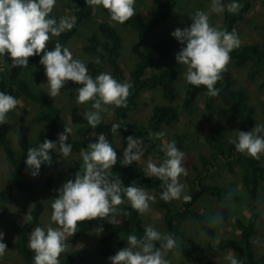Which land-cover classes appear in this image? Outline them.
I'll return each mask as SVG.
<instances>
[{"label": "trees", "instance_id": "1", "mask_svg": "<svg viewBox=\"0 0 264 264\" xmlns=\"http://www.w3.org/2000/svg\"><path fill=\"white\" fill-rule=\"evenodd\" d=\"M66 1L70 17H77L76 23L70 31H65L59 37L49 40L47 43L49 50L55 47L57 41L68 48L70 41L79 34L82 26L94 19V7L88 5L87 0ZM180 1L182 0H155L159 9L155 16L145 18L136 12V15L123 24L118 23L137 32V40L132 46L133 52L137 55V61L134 68L130 70V80L127 79L120 62L124 39L122 29L107 20H101L97 23V31L89 34L88 44L84 46L85 52L98 55L99 57V60L84 62L89 74L95 78L100 73L106 72L105 66H108L114 78L120 82L127 81L131 84L130 94L127 97L126 105L120 107L114 105L116 118L111 121L102 120L101 124L95 129L91 128L84 116V113L91 109H84L82 112H73L71 114L73 121L80 126L81 132L95 133V136L97 133L102 132L112 145L118 133L121 135L123 142L127 140L130 134L138 135L146 145V151L156 156V164L162 162L166 157L161 150V145L164 143L154 134L160 133L164 127L173 126L181 121L182 118H185V124L190 125V122L194 121V116L198 110L200 96H203L207 110L214 109L215 104L220 102L224 105L226 119L238 122V131L234 138L238 135L239 130L250 131L256 124L264 125V121L256 119V106L249 100L246 89L244 87H235L233 74L228 68L225 67L220 73L221 78L215 85L219 89L217 95H209L208 89L204 85L197 87L187 83L182 97L178 93L177 82L180 79V68L178 66L171 65L167 69L154 70L158 60L175 59L178 51L184 46L170 35L151 36L160 26H171L174 23L176 19L175 9ZM252 1L238 0L240 8L236 13H231L225 8L223 21L218 29L234 32L238 23L245 19L246 14L252 8ZM230 2L231 0H223L226 5ZM199 9L201 8L193 6L190 10H186L185 20L189 24L192 23L190 16ZM102 10L110 17L107 9L102 7ZM230 57V60L236 66H244L251 63L249 70V75L251 76H256L260 71L264 72V51L257 43L240 42V46L230 52ZM1 61L0 59V91L9 92L18 101L23 99L40 105L41 109L32 120L42 125L40 133L34 141L26 133H19L18 149L14 148L7 128L0 125V144L6 159L12 164V171L0 189V221L7 214V207L13 199L15 188L27 191L33 189L32 182L24 177L28 166L25 163L28 149L30 147H38L45 139L58 140V131L62 118V107L60 105L59 107L46 93L36 89L25 74L17 70L14 71L7 63L5 64V60ZM36 62H40V55L29 57L27 66ZM19 67L23 68V66ZM259 86L264 89V79ZM79 87L80 85L77 83L68 81L61 90L68 92L70 96L77 97ZM144 90L160 91V101H154L151 115L146 123L131 121L129 119V110L136 105ZM114 123L120 125L116 133L112 131ZM95 136L68 139L67 142L72 144V153L79 154V157L68 168L69 173L76 175L78 172H82L83 161L80 156V150L82 148L86 149L88 143L96 139ZM186 138V132H174L167 143L175 141L176 146L182 151L185 148ZM204 139L212 149L211 153L209 155H199L200 164L194 165L195 173L192 178V188L188 193L191 199L188 201L184 200L178 206L173 203L174 199L166 202L160 198L161 192L166 188L164 181L155 176H145L144 173L138 170L135 161L131 165L123 166L118 159L117 163L111 167L110 178L121 179L123 187L135 184L137 187L152 188L159 194L157 206L164 210L167 234L173 235L177 240L176 247L168 251H178L185 255L186 258H190L192 255L205 254L208 251L205 246H192L185 242L183 240L185 236L183 228L186 219L193 217L208 236L216 235V229L211 226L208 216L197 208L206 196H210L218 201V209L222 219L225 222L234 219V223L240 231L238 237H221L217 247L222 250L232 249L237 251L241 264H264V255L257 258L253 250V238L259 232L260 214L256 203L261 199V190L263 188L264 158L259 155L257 159L246 152H239L235 145L229 142L230 140L226 134L218 128H214L210 134H205ZM219 161L227 163L230 170L235 165L240 167L242 185L251 203H253L249 217H235L234 215V206L241 198L239 195L233 193L228 187L207 181L209 172L218 166ZM41 170L47 178L46 187H50L55 180V176L49 164H43ZM126 200L127 198L116 206L117 215L125 220L124 226L116 221L110 223L107 218L85 220L77 225L76 235L78 237L87 232L95 231L99 226L103 227L101 236V242L103 243L102 253L106 259L126 247L129 235H137L138 237L144 235L146 226L142 214ZM44 209V202L37 200L25 222L21 223L17 219L12 220L11 226L16 234V240L4 241L8 246L6 249L17 250L31 264H34L35 253L29 248L28 240L33 229L40 223ZM156 246L159 247L160 242H156ZM80 262H86L84 250L81 248L71 251L61 264H79ZM0 264L7 263L0 262ZM205 264L217 263L209 259Z\"/></svg>", "mask_w": 264, "mask_h": 264}, {"label": "clouds", "instance_id": "2", "mask_svg": "<svg viewBox=\"0 0 264 264\" xmlns=\"http://www.w3.org/2000/svg\"><path fill=\"white\" fill-rule=\"evenodd\" d=\"M136 0H87L88 5L101 6L109 11L110 19L123 24L136 15ZM57 0H0V56L11 59V67L29 64V57L40 55V64L44 66L47 77L49 96L55 98L64 84L72 81L80 85L77 104L91 101V108L84 113L88 124L95 129L102 122L101 112L105 105L124 106L127 103L131 84L120 82L111 73L102 72L93 78L86 64L59 41L53 49L47 48L48 41L70 31L77 17L61 16L57 19L51 15ZM236 13L240 5L238 0H231L225 5L223 0H212V10L217 13L225 11ZM192 23L183 29L176 28L171 35L183 46L176 55L178 63L186 66L184 77L187 83L199 87L204 85L208 94L215 96L219 89L215 87L221 78L220 73L230 61V52L240 46V39L235 32H227L210 24L209 14L197 10L191 16ZM42 53V55H41ZM18 99L7 91H0V124L6 121V115L17 107ZM120 128L112 125L113 133ZM72 129L65 126L58 134V140L45 139L38 147H30L25 163L32 176H38L41 166L51 163L49 150H55L62 158L72 153V144L68 143ZM264 125L256 124L250 131L239 130L238 135L229 142L241 153L259 158L264 153ZM156 137L163 133H155ZM91 140L86 149L80 150L83 166L82 172L69 179L58 189V195L52 199L51 221L58 227L46 229L37 226L31 232L28 246L35 253L34 264H61L59 257L67 251V239L77 232L79 222L93 219H105L111 223L116 219L117 205L125 198L131 206L143 214L150 208V201L155 196L135 184L122 186L121 179H113L110 169L117 163L118 156L112 143L100 132ZM128 145L124 149L120 163L123 166L139 162L145 155L142 138L128 136ZM161 150L165 159L159 164L147 159L142 168L147 177L155 176L164 181L166 188L160 194L164 201L180 199L188 201L191 197L183 193L184 185L179 177L187 175L183 165L184 152L175 141L162 144ZM111 214V215H110ZM96 233L103 232V227L96 228ZM5 233L0 231V255H3L7 244ZM128 246L109 257L111 264H169L164 253L177 245L171 234L162 233L153 226H146L144 235H129ZM160 242V246H156ZM225 259L229 264H241V261L228 254Z\"/></svg>", "mask_w": 264, "mask_h": 264}, {"label": "rangeland", "instance_id": "3", "mask_svg": "<svg viewBox=\"0 0 264 264\" xmlns=\"http://www.w3.org/2000/svg\"><path fill=\"white\" fill-rule=\"evenodd\" d=\"M66 2V0H57L51 15L55 16L57 19L61 16L70 17V11L66 6ZM193 6H198L201 8L199 10H203L209 14L210 24L218 28L222 23L224 12H214L212 10V0H182L175 9L176 19L174 23H172L171 26H160L151 36H172L171 33L176 28L183 29L190 26L188 21L185 20V15L186 10H190ZM135 8L136 12L145 18H151L159 11L155 0H136ZM94 12V19L83 25L79 34L70 41L68 48L73 53V58L80 59L85 63L90 60H99L98 55L85 52L84 46L88 44L89 34L97 31V23L101 20H107L120 27L124 34L120 62L123 66L127 79L130 80V70L134 68L137 61V55L132 50V46L137 40V32L112 21L110 17L103 12L101 6H95ZM234 32L239 37L240 42L257 43L264 51L263 0L252 1V8L249 13L246 14L245 19L238 23ZM0 59L2 60L1 62L5 60V64L7 63V65L11 67V59H8L7 55L0 56ZM171 65H175V67L178 66L180 68V79L178 80L177 85L178 93L180 97H182L185 91V86L187 85L184 77L186 66L178 63L176 58L173 60L160 59L158 60L154 70L167 69ZM250 66L251 63L244 66H236L230 60L226 65V68H228L233 74L235 87H244L249 95V100L255 104L256 119L258 118L259 120L264 121V89H261L259 86L260 82L264 79V72L260 71L256 76H251L249 75ZM11 68L14 71L17 70L25 74L36 89H39L48 95V85L46 83L47 77L44 72V66L41 65L40 62H36L26 68H21L19 66ZM105 69L107 73H111L108 66H105ZM49 97L52 98L58 106L60 105L62 107V118L58 134L64 131L66 126L72 129L71 135L69 134V139L95 136V133L87 131L81 132L80 126L73 121L71 116L73 112H82L84 109L94 110L91 108V102L77 104V97L70 96L68 92L63 90H61L60 94L55 98L51 96ZM138 99L139 100L136 102V105L129 110V119L135 122L146 123L151 115V108L155 103L154 101H160V91L152 92L144 90ZM104 107L106 110L101 112L102 120L111 121L115 119L116 115L114 105H105ZM40 109V105L20 99L17 107L7 113L6 121L0 124L2 127L7 128L8 135L15 149L19 148V133H26L32 141L38 137L42 124L34 122L32 118ZM214 128L222 130L226 134L227 138L231 140L238 131V122L226 119L224 105L220 102L215 104L214 109L207 110L204 98L203 96H200L198 100V110L194 116V121L190 122V125L185 124V118H182L181 121L175 123L173 126L164 127V129L160 132L163 133V136H160L159 138L164 144L168 142L174 132L187 133L185 148L182 150L184 152L183 165L187 169V175L182 174L179 177V181L184 185V194L188 195L192 188V178L195 173L194 165L200 164L199 155H209L211 153L212 149L205 141L204 135L207 133L210 134ZM129 136L141 138L136 134H130ZM127 145L128 140L123 142L121 135L119 133L116 134L113 147L117 152L119 160L123 158L124 149ZM142 146L144 148L145 155L139 162H135L137 163L138 170L143 173L142 168L146 166L147 159L151 158L154 163H157V158L154 154L146 151V145L144 142ZM49 151L52 157V162L48 164L55 176V180L50 187H46L47 178L44 172L40 169L38 176H32L31 170L27 166L24 177L32 182L33 189L27 191L15 188L13 199L7 207V214L3 216L0 221V231L5 233L4 241L16 240V234L11 226L12 220L17 219L21 223L25 222L37 200L43 201L45 205L40 223L37 226L44 227L45 229L48 226L53 228L58 227L55 222L51 221L52 199L58 195V189L64 182L69 179H75V174L69 173L68 168L73 161L79 157V154L72 153L69 157L62 158L55 150ZM260 155L264 158V153H261ZM11 171L12 164L6 159L2 145L0 144V189L2 188L3 182L9 177ZM241 177L242 171L238 165H235L232 170H230L227 163L219 161L218 166L213 171L209 172L207 181L228 187L233 193L239 195L241 198L234 206V215L235 217H249L251 215L253 203H251V200L247 196L241 182ZM262 186L261 199L256 203L258 207L257 210L260 214L259 232L253 238V250L257 258L264 255V182L262 183ZM144 189L155 196V200L149 202V210L142 214L145 226H153L162 233L167 234L168 230L164 219V210L157 206L159 194L152 188ZM126 201L131 203L128 200ZM181 202H184L182 197L180 199L173 200L175 206L180 205ZM197 208L199 211L208 216L211 226L216 229V235L208 236L201 229L199 223L193 217H189L184 223L183 230L185 236L183 240L192 246H205L208 248V251L205 254L192 255L190 258H186L185 255L178 251H168L164 255L169 261V264H205L209 259L214 260L217 264H229V261L225 259L228 254H232L240 260L237 251L232 249L222 250L217 247V243L221 237L239 236L240 231L237 229L234 219L225 222L220 215L218 201L210 196H206ZM115 215L116 219L114 221L124 226V218L117 215V213ZM101 236L102 233L97 234L96 231L87 232L80 237H78L76 233L69 236L67 239V251L61 253V256L59 257L61 263L71 251L81 248L84 250L86 262H80L79 264H111V261L103 256V243L101 242ZM127 246L128 243L126 244V247ZM0 262L7 264H31L17 250L12 249H6L3 255H0Z\"/></svg>", "mask_w": 264, "mask_h": 264}]
</instances>
